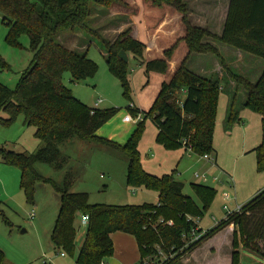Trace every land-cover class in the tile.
Segmentation results:
<instances>
[{
	"label": "trees",
	"instance_id": "obj_1",
	"mask_svg": "<svg viewBox=\"0 0 264 264\" xmlns=\"http://www.w3.org/2000/svg\"><path fill=\"white\" fill-rule=\"evenodd\" d=\"M109 6L115 0H0V13L9 31L6 41L21 47V35L29 36V48L33 59L29 69L21 75L16 90L0 83V124L11 125L18 115L24 123L35 127V137L41 147L31 153H17L0 148L5 164L21 171V189L32 202L38 182H47L36 171L37 162L52 164L62 169L67 158L58 145L77 137L86 142L102 144L117 149L128 158L127 182L131 187H145L158 194V202L132 205L91 204L87 193H73L74 176L67 172L62 185H54L60 195V207L55 219L51 241L57 250L74 253L81 214L89 216L84 240L77 251L79 264H104L114 254L112 234L123 232L136 239L140 259L153 257L156 245L167 253L173 249L174 258L163 264H180L197 245L215 236L222 229L233 225L231 264H240V249L245 248L264 260V190L259 192L238 212H233L213 228L207 230L194 244L184 247L183 235L209 208L216 190L203 184L192 188L201 204L183 192L184 185L172 174L156 176L142 165L139 141L144 132V116L152 118L159 129L157 141L171 148L182 145L185 150L200 156L215 154L213 133L215 128L220 79L203 77L192 72L185 64L191 52L213 53L221 58L216 48L202 42L204 36H212L221 42L264 59V0H229L227 15L220 36L190 25L185 0H148L154 5L169 4L180 12L186 33L183 38L188 53L173 71L170 79L162 82L160 91L149 111L143 113L136 106L130 113L140 111L143 119L137 129L123 143L109 140L97 134L98 129L116 113V108L99 109L81 103L62 83V74L68 70L71 80L80 82L94 77L98 71L95 61L86 53L68 48L58 40L64 32L92 31L86 24L91 14L89 3ZM105 50L109 70L116 75L129 92L127 62L119 57L124 50L132 53L146 73L156 71L167 74L171 52L165 58L144 60L145 44L131 37L129 31L114 40H108L94 31ZM9 64L0 57V68ZM230 78L247 92L244 107L258 111L262 120V142L254 151L259 171L264 170V70L252 83L229 70ZM186 91L185 98L178 93ZM239 119L234 100L229 108L228 124ZM163 220V223H160ZM172 220V225L166 222ZM202 232L203 230H199ZM5 255L0 249V264Z\"/></svg>",
	"mask_w": 264,
	"mask_h": 264
},
{
	"label": "rangeland",
	"instance_id": "obj_2",
	"mask_svg": "<svg viewBox=\"0 0 264 264\" xmlns=\"http://www.w3.org/2000/svg\"><path fill=\"white\" fill-rule=\"evenodd\" d=\"M185 2L188 4L187 16L191 26L220 36L225 0H214L208 6L203 3L205 0ZM89 6L91 14L86 24L92 31L64 32L58 36V40L76 52L86 53L97 63L98 71L94 77L74 82L66 70L62 74V83L87 106L93 107L96 101L101 100L99 109L116 108L117 113L98 129L97 134L123 144L138 126L137 123L123 121V117L130 113V104L133 103L143 113L149 111L162 82L170 79L171 72L188 53L183 40L186 27L180 12L169 4L157 6L148 0H115L109 6L90 1ZM136 30L139 31L137 40L145 44V61L165 58V53L171 52L169 72L161 74L150 71L147 74L145 66L140 65L132 53H127L129 92L125 94L121 80L108 68L105 50L94 31L108 40H114L126 31L135 38ZM8 31L0 13V57L9 64L8 68H0V83L16 90L21 75L32 63L33 52L29 48L28 35H21L19 41L22 46L14 47L6 41ZM202 42L214 46L221 58L213 53L191 52L185 64L197 75L217 78L221 72L223 77H220V86L224 89L219 94L213 133L217 162L214 163L213 155L207 160L204 156L185 150L182 145L168 148L159 143V129L149 116H144V132L138 149L143 168L148 173L156 176L173 173L177 181L184 183V192L199 204L202 201L193 190V184H204L216 190L209 208L199 219L200 227L207 231L215 226L214 220L225 218L228 211L248 203L259 190L264 189V170H258L254 151L262 142L261 115L243 106V97L247 92L243 86L238 87L228 74L231 70L254 83L261 70L260 62L263 64L264 60L242 50L243 57L240 58L234 47L212 36H204ZM232 81L235 87H232ZM235 94V110L239 119L229 125L227 118ZM178 97L181 100L185 98L182 92L178 93ZM0 115L7 117L4 111H0ZM35 130L34 126L24 123L22 114L9 126L0 124V148L17 153L36 151L41 147V141L35 137ZM58 147L67 162L62 169L45 162L35 163L39 175L50 181L36 184L32 202L21 189L20 169L5 164L0 154V249L5 255L4 264H79L77 251L82 243L79 234L75 239L74 253L54 249L49 235L60 207V195L54 185H62L67 172L74 176L71 192L87 193L91 204L138 205L157 202L155 191L128 185V158L117 149L77 137L60 143ZM32 208H35L33 218L29 215ZM213 237L194 249H199L197 258L203 264H223L228 259L229 246L225 240L221 239L214 250L208 243ZM61 252L65 255L62 256ZM248 252L252 256L250 251L245 253L240 249V264H264L260 257V260L257 257L252 261ZM135 264H138V260Z\"/></svg>",
	"mask_w": 264,
	"mask_h": 264
},
{
	"label": "crops",
	"instance_id": "obj_3",
	"mask_svg": "<svg viewBox=\"0 0 264 264\" xmlns=\"http://www.w3.org/2000/svg\"><path fill=\"white\" fill-rule=\"evenodd\" d=\"M196 1H201V0H196ZM202 1H204V0H202ZM206 2H203L205 5L207 4V6L209 5V4H213V2H214V0H205ZM228 5H229V0H225V6H224V14H223V16H222V18L220 19V29H219V34L221 35V33H222V29H223V25H224V22H225V18H226V15H227V9H228ZM214 8V7H213ZM200 16V15H199ZM205 15H202L201 17H204ZM210 20L212 19V16H210V18H209ZM137 33L139 34V31L138 30H136L135 31V35H134V37L137 39L138 38V36L139 35H137ZM77 41V40H76ZM230 47H232V46H230ZM236 49V53H237V55H239L240 56V58H242L243 57V53H242V51H240V49H237V48H235ZM239 52V53H238ZM235 56H236V54H235ZM264 60V59H263ZM235 61H239L238 59H235ZM242 62H243V60H242ZM260 64H261V70H259V73H257V79H256V81L259 79V77H260V75L262 74V72H263V70H264V63L262 64V62H260ZM263 65V66H262ZM176 69V68H175ZM174 69V70H175ZM190 69V68H189ZM173 70V71H174ZM191 70V69H190ZM173 71L171 72V75H172V73H173ZM169 72V71H168ZM220 73V75H219V79H220V77H222L221 76V72H219ZM223 78V77H222ZM232 83V87H235L234 85H233V81L231 82ZM222 88V87H221ZM224 88H222V90H223ZM232 90H233V88H232ZM182 94H183V96H185L186 95V91H183L182 92ZM242 95V94H241ZM247 94H246V97H243V99L245 100L244 101V103L246 102V99H247ZM234 98H237V94H235L234 95V97L232 98V102H233V100H235ZM243 103V104H244ZM94 106V105H93ZM142 111V110H141ZM213 155V156H212ZM211 156L212 157H214V163H216L217 162V151H216V155L215 154H211ZM212 160H213V158H212ZM211 160V161H212ZM183 185H184V183H183ZM204 185V184H203ZM262 190H264V189H261V190H259L256 194H255V196L259 193V192H261ZM183 192H184V188H183ZM185 193V192H184ZM186 194V193H185ZM156 198H157V202H158V194L156 193ZM187 195V194H186ZM254 196V197H255ZM191 197V196H190ZM253 197V198H254ZM192 198V197H191ZM156 202V203H157ZM245 205V204H244ZM241 206H243V205H240V206H238V207H241ZM237 207V208H238ZM237 208L235 209V210H233V211H231L232 213L233 212H235L236 210H237ZM226 217H227V215H226ZM225 217V218H226ZM213 219H214V217H212ZM225 218H222L220 221H222L223 219H225ZM220 221H217V219L216 220H214V223H215V225H217ZM53 228V227H52ZM233 229H234V227H233V225H230V226H228V227H226V228H224V229H222L221 231H219L212 239H210L209 241H208V243L209 244H211L212 245V248L215 250L216 249V244H218L219 243V241L222 239V240H225V243H226V245L227 246H229L228 247V259L226 260H224V262H223V264H231V250H232V248H231V244H232V235H233ZM51 231H52V229H51ZM51 231H50V239H51ZM111 238H112V241H113V245H114V249H115V253H114V255L111 257V258H109L108 259V261L107 262H105L104 264H117V263H121V264H135V261L136 260H138V264H139V258H140V254H139V249H138V245H137V242H136V239L134 238V236H132V235H130V234H127V233H123V232H116V233H113L112 234V236H111ZM53 244V243H52ZM81 245V244H80ZM79 245V246H80ZM53 246H54V244H53ZM54 249H56L55 248V246H54ZM128 249H131L130 251H131V253H130V251H128ZM242 249V251H244L245 253H246V251H249V250H247V249H245V248H241ZM57 250V249H56ZM198 251H199V249H197V250H193L191 253H190V255L186 258V259H182L181 260V263L180 264H203V261L201 260V259H199V258H197V254H198ZM252 253V252H251ZM248 255H250V253L248 252ZM256 254L255 253H252V261H254V260H257V257H258V259H259V256H255ZM208 259V258H207ZM260 260V259H259Z\"/></svg>",
	"mask_w": 264,
	"mask_h": 264
},
{
	"label": "built area",
	"instance_id": "obj_4",
	"mask_svg": "<svg viewBox=\"0 0 264 264\" xmlns=\"http://www.w3.org/2000/svg\"><path fill=\"white\" fill-rule=\"evenodd\" d=\"M100 102H101V100L96 101L94 103L93 108H98ZM130 108L135 109V105L133 103H131ZM140 111H137L135 114H131L128 112V114H126L123 117V121L125 123H134V124L140 122L143 119V114ZM204 158L207 160L211 159L210 155H204ZM241 207H238L235 212L240 211ZM225 209H227L226 206H225ZM231 213H232L231 211H228L227 216L230 215ZM29 215L32 218L35 217V208H32ZM193 220H194L193 221L194 225L191 227L190 231L187 234L183 235L184 247H187L190 244H194L195 242H197L201 238V236L206 232L200 227L198 219H193ZM88 221H89V216L87 214H81L80 215V221H79V227H78L77 235L79 234V236L82 238L81 242H83V240H84V236L86 234V230H87V226H88ZM160 223H163V220H160ZM166 224L172 225L173 221L169 220L166 222ZM201 229L203 230L202 232L199 231ZM155 248H156V252H155L154 256L144 258L140 264H163L164 262L169 261L170 259L174 258L175 254H177L176 252L173 251V249H171L167 253L160 245H156ZM61 255L64 256L65 254L63 252H61ZM49 263H50V261H49ZM45 264H48V263L45 262Z\"/></svg>",
	"mask_w": 264,
	"mask_h": 264
},
{
	"label": "water",
	"instance_id": "obj_5",
	"mask_svg": "<svg viewBox=\"0 0 264 264\" xmlns=\"http://www.w3.org/2000/svg\"><path fill=\"white\" fill-rule=\"evenodd\" d=\"M119 57H120L121 59H123L125 62L128 61L127 53H126L124 50H121V51L119 52Z\"/></svg>",
	"mask_w": 264,
	"mask_h": 264
}]
</instances>
